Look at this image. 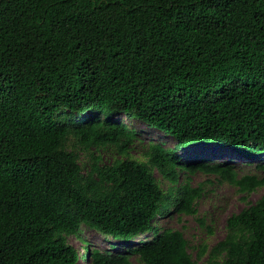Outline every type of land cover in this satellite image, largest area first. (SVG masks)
<instances>
[{
    "label": "trees",
    "instance_id": "1",
    "mask_svg": "<svg viewBox=\"0 0 264 264\" xmlns=\"http://www.w3.org/2000/svg\"><path fill=\"white\" fill-rule=\"evenodd\" d=\"M120 116L176 144L143 143ZM198 144L264 153V0H0V264H195L184 233L157 222L197 213L204 188L179 170L264 185L226 162H182ZM91 148L120 157L92 154L84 172ZM82 225L130 245L91 247ZM226 227L208 264H264V195Z\"/></svg>",
    "mask_w": 264,
    "mask_h": 264
},
{
    "label": "rangeland",
    "instance_id": "2",
    "mask_svg": "<svg viewBox=\"0 0 264 264\" xmlns=\"http://www.w3.org/2000/svg\"><path fill=\"white\" fill-rule=\"evenodd\" d=\"M87 113L86 115H90ZM83 115V116H86ZM81 117V114L78 115ZM122 121L128 123L130 126L137 129L139 137L148 143L151 140L160 142L165 146H174L176 140L164 132L153 129L145 124L129 119L127 117H119ZM77 146L75 139L71 140V147ZM79 149V145L77 147ZM143 145L137 142L132 149V156L134 158L142 159L141 152ZM81 157V164L84 172L89 171L91 166V155H102L103 163H111L114 159L119 158L120 155L111 149L96 150L91 148L89 151L79 150ZM178 156L182 162L196 163V162H212V163H228L236 165V170L240 175L255 174L260 178L264 177V168H260L259 164H264V153L260 158L251 159L240 152L225 147L222 145L213 144H198L192 145L188 148L181 149ZM158 180L162 187L167 189L171 183L163 178L160 172L156 171ZM189 183L192 186H203L204 192L201 198L196 203V214H180L173 212L172 216L157 218V222L161 227H171L182 231L189 242V251L195 260V264H208V254L210 249L221 241L227 233V219L234 213L240 212L244 207L255 203L261 196L264 195V185L257 187L251 192H241L235 185L227 181L221 180L217 175L208 174L202 171L196 173H189L186 170H179V184L183 185ZM80 235L84 243H89L91 247L105 249L114 245L116 249H125L130 243L119 240L109 239L102 234L96 232L88 226L82 225ZM154 236L153 232H147L137 237L132 243L136 244L142 240L151 239ZM70 241L78 248L80 254L83 253V247L79 240L71 236ZM205 253L201 255V252ZM136 263L140 260L133 257ZM81 264H91L86 259H81Z\"/></svg>",
    "mask_w": 264,
    "mask_h": 264
}]
</instances>
